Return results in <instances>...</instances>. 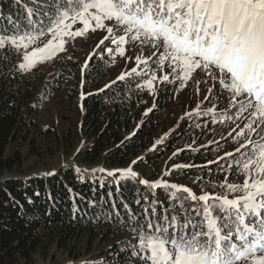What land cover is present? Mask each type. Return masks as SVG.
<instances>
[{
	"label": "trees",
	"instance_id": "obj_1",
	"mask_svg": "<svg viewBox=\"0 0 264 264\" xmlns=\"http://www.w3.org/2000/svg\"><path fill=\"white\" fill-rule=\"evenodd\" d=\"M25 6L38 7L31 0H0V30L13 33L26 27ZM19 62L14 51L0 50V264H34L36 258L47 259L55 251L71 257L78 256L73 251L84 249L92 254V244L106 241L120 250L104 258L93 255L79 264H141L131 255L137 240L128 225L146 224V216L159 220L165 214L179 213L183 219L186 214L170 198L171 189H151L139 179H120L119 175L108 179L101 174L74 173L67 165L54 175L32 171L50 165L47 159L56 153H73L82 130L85 144L77 158L83 163L119 169L136 161L132 168L142 177H156L165 151L161 146L155 152L147 149L164 118L161 108L151 105L154 97L136 87L144 77L132 74L118 80L119 74L112 78L116 71L107 60L90 61L83 72L73 60H62L63 65L48 72L42 66L22 72ZM51 104L55 105L51 119L39 121V113ZM185 117L176 137L187 135L185 125L190 132L201 131V123L212 119L211 114ZM216 136L207 135V143L200 148L197 144L195 149L170 155L169 164L183 162L187 167L172 169L166 180L177 182L184 177L196 195L203 191L227 194L219 185L226 176L233 183L237 171H222L231 159L214 162L225 145ZM188 152L191 155L186 156Z\"/></svg>",
	"mask_w": 264,
	"mask_h": 264
},
{
	"label": "snow or ice",
	"instance_id": "obj_2",
	"mask_svg": "<svg viewBox=\"0 0 264 264\" xmlns=\"http://www.w3.org/2000/svg\"><path fill=\"white\" fill-rule=\"evenodd\" d=\"M31 3L38 7L25 6L26 27L13 33L0 30V50H12L20 56L18 70L30 72L38 64L65 53L69 41L104 30L107 34L96 48L109 40L113 47H106L103 53L94 49L82 72L94 56L108 55L114 61L117 55H126V45L134 44L140 49L135 66L128 73H121L118 80L132 74L142 76L144 79L136 87L154 94V82L179 81L178 87L183 90L199 70L206 78L195 79L196 95H200V85L207 84L208 79L213 81V87L185 116L211 114L214 122L236 124L228 135L239 147L225 156L239 153L240 158L222 171L235 168L244 176L243 183H229L226 176L219 187L227 194L203 192L197 196L188 187L162 178L152 182L140 179L139 183L151 189H171L170 198L186 215L181 219L179 213L165 214L159 220L146 216V224L128 225L137 240L131 255L144 264H264V0H31ZM77 24L81 27L74 30ZM45 37L49 38L45 41ZM145 48L154 51L145 56ZM166 66L170 71L165 72ZM157 71L162 74L157 76ZM216 84L227 93V109L221 112L213 103L211 108L201 111ZM241 140L244 142L240 143ZM159 143L157 140L156 144ZM179 167L187 166H174ZM117 173L120 179L138 178L131 166L108 171L107 175ZM170 173L171 170L165 171L163 175ZM181 192L186 195H179ZM234 193L238 195H231ZM188 201L194 203L187 204Z\"/></svg>",
	"mask_w": 264,
	"mask_h": 264
},
{
	"label": "rangeland",
	"instance_id": "obj_3",
	"mask_svg": "<svg viewBox=\"0 0 264 264\" xmlns=\"http://www.w3.org/2000/svg\"><path fill=\"white\" fill-rule=\"evenodd\" d=\"M76 27H81V25L79 24L75 25L74 30ZM106 34L107 33L104 30H97L94 33L89 32L88 35L84 37H77L74 42L69 41V43L66 45L67 51L65 53L59 54L52 61H46L42 64H38L37 66L44 67L45 70L48 72L55 66L58 67L60 65H63L61 63L62 60L65 63L68 62L69 60H73V62H76L77 64H79L81 68L84 65L89 54L92 53L94 49L97 53H103L106 47H113V45L111 44V41L109 40V41H105V43L101 45L100 48H96V45L104 38ZM48 38L49 37H45V41ZM125 47H126V55L124 57H120L117 55L115 60L113 61L111 56L104 55L103 57H101L97 55V56H94L91 61L107 60L109 64L111 65V67L113 68V70L116 71V73L112 77L114 78L117 75L124 73L135 66V56L139 53L140 49L134 44L126 45ZM152 51H154V49L145 48L144 55L149 56L151 55ZM17 56L20 61L21 59L20 56L19 55ZM69 56H71L72 59H69L68 58ZM128 57H132V60L129 61ZM141 67H143V65ZM152 67H155V66L152 65ZM168 71L170 70L166 66L165 72H168ZM161 74L162 73L157 71V76H160ZM205 78L206 77L204 76V74L199 72V70H197V73L194 74V79L189 81L188 86L185 87L183 90H180L178 87L179 81H177L176 84H167V83L160 84L159 81L154 82V84L156 85V90L154 94H151V95L154 97L155 100L152 101L151 105L153 106V108L154 107L161 108L159 113L161 114L162 119L163 118L164 119H163L162 125H159L158 127V132H157L158 135L155 141H153V145H155V148H153V145H152L147 150L148 152H155L161 146L163 150L165 151V154H162V157H161L162 161L163 160L164 161H163V165L159 167V172L156 173V177L151 178L153 176L152 174L146 177H142L140 173L137 172L138 173L137 179L139 180L145 179L150 182L156 181L157 179H160V178H162L163 180H166V176L163 175L165 171L175 169L174 166L176 165H186V164H183V162L169 164L168 162L169 156L173 155L174 153H176L177 155H180L182 149L191 150V149H195V147L198 145L199 147L197 148H200L202 146V143L203 144L207 143V141H204L207 135L211 136L212 134H217L216 140L220 141L222 145H224L225 143V145L223 146V151H221L222 154H225L226 152H234V150L239 147V144L236 143L233 140V138L228 135V133L231 132L232 129L236 127V124H233L230 121H227L223 124L217 123L213 121V118L210 119L208 123H204L205 121L201 123L202 124L201 131L200 130L195 131V129H192L193 131L190 132L188 129L190 127H188V125L187 126L185 125V128H187L186 130L189 131V132L186 131V134L188 136L185 135L181 137L180 135H177V137H181L180 140H178L176 137L175 132L181 126L182 121L186 118L185 113L191 112L192 109L196 107L197 103L203 100V97L205 95H208V88L213 87V81L211 79H208L207 84L201 83L200 95L199 96L196 95L195 79H200L201 81H203ZM220 93H223V95H221L218 100L215 99V97L219 95ZM226 99H227V93L224 92V90L220 87L219 84H216L215 87L213 88V95L210 96L208 100L209 104L206 105V103H203L201 105V111H203L204 109L207 110L208 108H211L212 104L215 103L217 104L218 108L222 112L224 109H227ZM52 101H54V99L51 100L50 102ZM167 104L171 105L169 109L165 108ZM180 107H183V109L176 112L175 114L172 113L175 109L178 110ZM51 110L53 111L55 110V105L51 104L48 110H44L41 113H39L38 120L42 122L43 121L47 122L48 120H50L52 117ZM236 123H240V121H237ZM241 127H243L242 124H241ZM239 130L240 129H237V132ZM78 133L80 137L78 138V143L73 153L67 156L64 155L63 153H56L52 157H49L47 159V163H49L50 165H47L45 167L38 168V169H33L32 173L41 174L45 172H55L60 166L67 165L73 169L74 173H78L81 171L83 173L93 174L97 176L101 174V175H105L106 177H108V179H110V177H113V176H108L107 175L108 171L125 170L129 168L128 166V167H123L119 169H107L99 164L89 165V164L83 163L81 158L80 159L77 158V153L78 151H80V148L85 144L84 139L86 136L82 135V130H80ZM232 135L235 136L236 133H233ZM157 140H160L161 143L156 144ZM167 141L170 143H168ZM180 141L183 142V145H180ZM186 142H187V145H185ZM243 142H244L243 140L240 141V143H243ZM178 148H181V149H178ZM169 149H170V152H168ZM188 155H191V153L188 152L186 156ZM207 160L210 161L211 159H207ZM130 166L133 167V163ZM77 169H79V171ZM98 169H104L105 171L104 172L93 171V170H98ZM117 175H119V173H117ZM237 176L238 177L233 180L232 184H239V183L242 184L243 183L244 176H242L241 179H240L241 175L239 173H237ZM169 183L176 184L178 186L188 185V182L186 181L184 177L178 180L177 182L171 181ZM186 187H188L189 189H191V191H193V189L190 188L189 186H186ZM203 192H206V191H203ZM203 192L197 193V195L199 196ZM113 241H115L116 243L119 242V240L117 241V239H114ZM112 244L113 243H111V241H106L103 243L95 242V245L94 244L91 245L92 254H88L87 252L89 251L87 249H84L83 251H80V253L78 251H75V252L73 251L72 254L78 255V256H73V257H71L70 255H67L63 251H55V252L50 253L47 259L36 258L34 264H79V263H84L86 260L91 259L90 257L93 255L96 256V258H99V255H101L102 258L107 257L106 255L114 256L116 254L115 251L120 250V248L118 247L114 250ZM93 251H95V253H93ZM82 252H84L85 254L82 255ZM139 262L141 264H144V262L140 260Z\"/></svg>",
	"mask_w": 264,
	"mask_h": 264
}]
</instances>
